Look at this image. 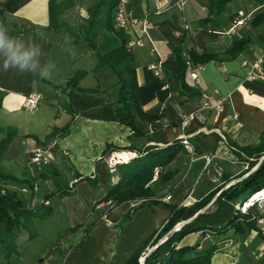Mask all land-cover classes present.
<instances>
[{
	"label": "crops",
	"instance_id": "crops-1",
	"mask_svg": "<svg viewBox=\"0 0 264 264\" xmlns=\"http://www.w3.org/2000/svg\"><path fill=\"white\" fill-rule=\"evenodd\" d=\"M69 1L70 4L62 3L60 7L58 26L50 29L47 28V0H0V24L14 32L12 37L24 41L25 47L28 42L41 46L43 55L38 57L41 66L55 65L49 76L19 73L13 69L0 71V139L8 130H14L0 155V174L22 182L3 186L13 190L18 199L21 198L18 192L29 194L27 202L20 199L28 206L65 185L72 189L70 194L44 201L52 210L49 216L32 218L25 226L12 228L14 250L6 254L0 246V264H123L156 232L172 207L188 206L214 190L209 202L199 210L205 213L201 222L222 223L212 218L225 203L215 207L213 200L226 184L240 178L238 175L247 165L235 154V146L256 144L264 129V78L244 79L245 69L241 66L242 60L264 53V20L257 26L247 22L228 37L224 32L236 11L228 12L224 20L217 19L216 26L198 25L196 20L204 15L207 0L186 1L188 8L197 10L192 26L187 23L185 6H172L156 13L152 0H128L135 16L147 14L148 32L158 49L156 54L151 52L148 41L143 38L140 46L130 50L138 100L143 111L161 114L153 122L135 116L134 123L143 135L128 137V129L117 124L110 104L116 93L115 76L106 65L94 69L95 49L106 52L120 40L101 26L98 16L94 49L90 48L82 37L88 10L97 0ZM247 3L248 11H237L251 14L264 8L252 1ZM34 29L39 30L34 36L21 34ZM123 33L126 40L138 36L133 27L125 28ZM246 35L249 37L247 47L233 59L200 65L197 84L186 72L185 81L193 87L190 91L181 89L164 67L159 76L148 68L155 58L161 61L166 58L180 40L185 48L221 52L230 39ZM76 70L85 71L78 81L85 90L68 94L63 83ZM213 90L227 96L219 114L200 109L202 95L214 98ZM32 92L41 98L38 107L29 112L21 103L23 97ZM188 112H193L194 118L182 130L179 120ZM234 113L236 118L232 117ZM64 126L66 132L61 135ZM202 129H216L224 139L213 130L204 133ZM48 133L49 136L44 137ZM181 133L187 135L192 152L176 153L162 167L163 171L172 172L171 177L159 184L150 183L158 200L166 194L170 195V200L139 207L120 223L124 212L131 207L124 202L112 208L109 223L99 219V210L94 205L115 177L106 169L103 150L106 147L110 150L124 146H160L178 139ZM34 147L43 150L44 163L31 161ZM87 178L94 179L95 185ZM39 185L40 200L33 202ZM2 231L3 223H0V238ZM196 242L202 247H215L209 264H264V236L254 227L246 229L244 223H240L237 231L228 229L220 234L203 236L200 231L191 232L184 235L179 244ZM148 248L145 246L138 258L141 262Z\"/></svg>",
	"mask_w": 264,
	"mask_h": 264
},
{
	"label": "trees",
	"instance_id": "trees-1",
	"mask_svg": "<svg viewBox=\"0 0 264 264\" xmlns=\"http://www.w3.org/2000/svg\"><path fill=\"white\" fill-rule=\"evenodd\" d=\"M229 1L230 0H207L205 13L198 19V25L202 26L206 23H210L216 26L217 16L220 15L225 4ZM249 1H253L258 5H264V0ZM117 2L118 0H97L95 2L88 10V18L82 38L87 42L90 48L94 49V30L95 25L98 23V16L101 17V26L118 36L120 42L117 46L106 52H99L95 49L96 64L94 69L106 65L114 74L116 93L114 100L110 103L114 117L118 125L128 129V137H136L143 135V132L135 125V116L141 120L153 122L158 119L161 114L145 112L140 106L137 96L132 54L125 48L126 39L123 30L114 28L111 22V14ZM62 3L70 4L71 2L69 0L59 2L57 0H47V28L55 29L58 26L57 16ZM263 20L264 8L253 15L248 23L251 26H257L263 22ZM38 31L39 30L34 29L21 34L34 36ZM12 33L14 32L8 31L10 36ZM248 43L249 37L247 35L232 38L221 52H217L212 49L196 51L192 47L185 48L182 40H180L170 54L161 62L169 75L177 80L180 88L190 91L193 87L189 86L185 81L188 65H202L211 61L233 59L247 47ZM84 74V70H76L70 77L65 79L63 85L68 89V94L74 90H85L78 84L79 79ZM64 128L65 126L63 129ZM13 133L14 130H8L0 139V155L3 153ZM47 136H49V133L44 137ZM227 142L233 145L232 142ZM235 147V154L247 164L245 170L238 176L246 172L249 173L219 191L213 200L219 205L227 201H234L237 196L247 188L253 192L264 184V129L256 144ZM123 148L136 149L139 154L137 157L124 164H119L115 168V171L111 173L112 176H115L113 178L114 180H112L113 182L109 184L105 194L99 200L100 202L109 199L112 202V207L109 211H111L114 206L124 202L137 201V203L124 212L120 219V223L129 219L131 213L135 209L142 206L149 207L159 201L150 183L154 182V184H159L169 179L172 172L163 171L162 167L168 163L176 153L184 150L179 138L166 142L160 146L140 145L137 147L124 146ZM107 150L108 148L106 147L103 153ZM254 166L255 168L250 171ZM154 168H157L155 179L149 182ZM87 179L92 185H95L96 182L94 179ZM20 183L22 182L11 176L0 174V223H3L0 246L6 250V254L14 250V245L12 243V228L14 226H25L32 218L43 219L49 216L52 210L44 201L54 196H63L72 192L71 187L65 185L53 192L45 194L43 199L33 206H28L16 197L13 190L3 186L4 184ZM214 192L215 190L210 191L200 200L188 206L179 205L172 207L160 229L146 238V240L129 255L128 259L123 264H139L138 258L142 256V251L145 249V246L154 247L143 256L141 264H209L210 256L215 250V247L213 245L202 247L200 242H196L192 245H180L179 242L184 235L196 231H200L203 236L224 233L228 229L237 231L240 229V223H244L246 229L253 227V224L247 221L244 215L237 213L234 209L232 214L218 225L203 224L201 221L205 214L203 212L199 213L198 210L209 202ZM190 217L192 218L187 220ZM180 220H184V222L177 229L172 230L163 241L157 243V240ZM31 234H33L32 231Z\"/></svg>",
	"mask_w": 264,
	"mask_h": 264
},
{
	"label": "built area",
	"instance_id": "built-area-1",
	"mask_svg": "<svg viewBox=\"0 0 264 264\" xmlns=\"http://www.w3.org/2000/svg\"><path fill=\"white\" fill-rule=\"evenodd\" d=\"M187 0H152L155 6L156 13H162L167 11L172 6L183 7L184 3ZM251 18L250 13H243L241 11H237L233 14L228 28L225 30V34L228 37H232L237 31L240 26L245 25L249 22ZM111 22L112 26L117 29L124 30L128 27H133L136 29L138 36L128 39L125 42V48L130 51L134 46H140L143 42V38H145L148 43L150 44L149 50L156 54V49L152 45L151 36L149 35V20L147 14L138 17L135 16L132 9L128 6V0H118L116 3L112 14H111ZM241 66L245 69L244 79L246 80H258L264 78V53L257 55L256 57L250 60H242ZM162 62L159 58H155L154 61L148 64V68L152 71L153 75L159 76L160 72L162 71ZM200 65H188L187 68V75L194 84H197V70L199 69ZM161 88H164V85H161ZM215 97L211 98L207 94H203L201 97V104L200 109L212 111L215 114H219L222 112L224 102L227 100V96H221L218 94L216 90H213ZM41 96L36 93L32 92L28 95L23 97L21 106L23 109L32 112L34 111L39 104ZM233 118L237 117V114H232ZM194 118L193 112H188L182 114L179 120V127L180 129L184 130L189 122ZM211 130L202 129L201 131L206 133ZM217 133L222 139H224L223 135L218 130H213ZM180 142L182 144L183 149L191 153L192 146L187 139V135L181 133L179 136ZM230 146V145H228ZM230 148H232L230 146ZM32 156L31 161L33 162H45L42 158L43 150L39 147H34L31 149ZM139 152L136 149H128V148H118V149H110L104 153L102 156V160L106 166L108 173H113L115 168L119 164H124L129 160L137 157ZM206 162H208V157H205ZM157 168L153 169V174L149 182L155 179ZM228 184L225 185V187ZM162 201H169L170 195L166 194L159 198ZM139 201V200H138ZM130 205H134L137 201H130L128 202ZM233 209L239 213L244 215L247 218V221L253 224L254 229L262 236H264V184L256 191H250L243 200L237 201L235 199L232 202ZM112 207V202L107 200H102L97 202L94 205L95 209L99 210V219L109 223V209ZM161 227V226H160ZM160 227L156 230V232L160 229ZM175 227L173 228V230ZM165 233L161 236L157 242L162 241L166 237ZM154 246H150L147 251H151ZM138 263L141 264V260H138Z\"/></svg>",
	"mask_w": 264,
	"mask_h": 264
},
{
	"label": "clouds",
	"instance_id": "clouds-1",
	"mask_svg": "<svg viewBox=\"0 0 264 264\" xmlns=\"http://www.w3.org/2000/svg\"><path fill=\"white\" fill-rule=\"evenodd\" d=\"M43 55L40 45L12 37L8 29L0 24V71L13 69L19 73H33L41 76H49L54 64H40L39 56Z\"/></svg>",
	"mask_w": 264,
	"mask_h": 264
},
{
	"label": "rangeland",
	"instance_id": "rangeland-1",
	"mask_svg": "<svg viewBox=\"0 0 264 264\" xmlns=\"http://www.w3.org/2000/svg\"><path fill=\"white\" fill-rule=\"evenodd\" d=\"M247 1H249V0H247ZM247 1H242V0H230V2L227 4V6H224V8H223V11H225V12H221L220 13V15L219 16H217L218 18V20H224V18H225V16L227 15V13L228 12H231V11H236L237 12V10L238 9H240V10H242V11H248L249 10V3H247ZM151 2V1H150ZM251 2V1H250ZM253 2V1H252ZM188 2H185L184 3V5H183V8H184V6H185V12L184 13H186V18H187V23H188V25L189 26H192L194 23H195V20H196V18H195V16H196V14H197V10L196 9H194V8H188ZM189 10V11H188ZM199 12L200 13H202L200 10H199ZM255 12H257V11H255ZM256 13H254V12H252L251 13V15L253 16V15H255ZM203 16V15H202ZM201 16V17H202ZM200 17V18H201ZM198 19L199 18H197V22H198ZM151 42H152V45L155 47V49H157V44L155 43V41H153L152 40V36H151ZM149 46H150V44H149ZM158 50V49H157ZM61 133V135H63V134H65V132H66V130L65 129H63L62 131H60ZM255 167V166H254ZM245 170V169H244ZM243 169H242V171H244ZM251 170V169H250ZM247 174V172L246 173H244V174H242L240 177H242V176H245ZM239 179H241V178H239ZM238 179V180H239ZM40 193H42V191H41V186L39 185V189H38V191H37V193H36V195L34 196V200H33V202H37V201H39L40 200ZM18 194H19V196L25 201V202H27L28 200V195L29 194H27L26 192H24V193H22V192H18ZM42 195V194H41ZM19 197V198H20ZM20 198V199H21ZM165 206V208L166 207H168V206H166V205H164ZM219 206V204H217L216 202H215V207H218ZM203 209V208H202ZM232 204L228 201V202H225V206H223V207H221L220 208V210L217 212V213H215V215H214V217L212 218V219H215L216 221H224L225 219H227V217H228V215H229V213H231L232 212ZM205 214V213H204ZM205 216V215H204ZM193 217V216H192ZM192 217H190V218H188L187 220H190ZM204 218V217H203ZM211 221V220H210ZM184 222V220H180V221H178V222H176L175 224H174V226L172 227V228H174L175 227V229H177L182 223ZM172 228L170 229L171 231H172ZM170 230L169 231H167L166 233V236L170 233ZM163 241V240H162ZM159 242H161V241H159ZM158 243V242H157ZM251 263V262H250Z\"/></svg>",
	"mask_w": 264,
	"mask_h": 264
},
{
	"label": "water",
	"instance_id": "water-1",
	"mask_svg": "<svg viewBox=\"0 0 264 264\" xmlns=\"http://www.w3.org/2000/svg\"><path fill=\"white\" fill-rule=\"evenodd\" d=\"M262 158V157H261ZM255 167H253L250 171H252L253 169H254ZM247 173H249V172H247ZM242 177H244V176H242ZM242 177H240V178H242ZM249 192H250V189L249 188H247V189H245L242 193H240L238 196H237V201H241V200H243L244 199V197L247 195V194H249ZM198 212H199V210H198Z\"/></svg>",
	"mask_w": 264,
	"mask_h": 264
}]
</instances>
